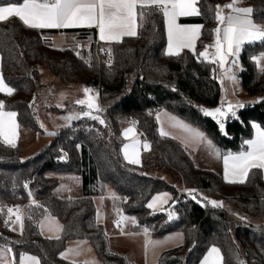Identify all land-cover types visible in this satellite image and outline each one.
<instances>
[{"label": "trees", "instance_id": "obj_1", "mask_svg": "<svg viewBox=\"0 0 264 264\" xmlns=\"http://www.w3.org/2000/svg\"><path fill=\"white\" fill-rule=\"evenodd\" d=\"M231 1L200 0L201 15L187 20L203 25L196 49L178 56L166 52L165 18L156 9L145 10L137 36L111 45H101L95 30L81 29L66 33L67 48H56L51 31L29 28L17 18L0 22L1 74L14 89L10 96L0 93V101L6 111L17 113L21 132L41 130L34 102L44 88L42 66L67 85L99 89V116L104 121L74 120L26 160L20 144L11 147L0 139V245L11 246L16 264L22 254L37 256L41 264H81L62 256L67 242L74 239L89 240L103 264H131L126 255L111 250L104 226L97 221L95 196L101 194L94 193L105 187L114 190L118 212L134 218L132 233L147 228L154 238L183 234L184 243L163 251L159 264H201L212 247L220 249L223 264H264V171L253 168L244 183H228L221 175L198 169L175 140L159 134L155 116L168 110L195 125L223 155L247 151L244 142L253 139V124L264 128V72L252 59L264 53V42L245 44L239 56L241 88L256 101L238 112V120L229 118L224 131L203 112L205 107L219 106L221 85L219 64L199 53L215 37L216 6ZM22 2L0 0V6ZM243 3L253 9L255 23L264 26V0ZM107 52L112 53V63ZM133 121L150 146L140 166L129 164L122 154V125ZM159 168L180 176L182 188L155 176ZM61 175L81 176L88 194L58 197ZM199 190L222 199L225 206H202L189 195ZM163 191L173 193L175 218L148 207ZM13 204L24 206L20 236L13 232L7 212ZM227 205L259 223L242 225ZM48 214L63 226L59 239L44 237L40 231Z\"/></svg>", "mask_w": 264, "mask_h": 264}, {"label": "snow or ice", "instance_id": "obj_2", "mask_svg": "<svg viewBox=\"0 0 264 264\" xmlns=\"http://www.w3.org/2000/svg\"><path fill=\"white\" fill-rule=\"evenodd\" d=\"M200 0H23L22 3H12L7 6H0V22L7 21L11 17H17L23 24L33 29H67V28H97L99 40L105 43L122 42L124 37H132L137 35L138 20L142 22L145 18L146 9H156L161 12L167 24L168 35V51L167 54L180 55L184 48L195 51L196 41L199 39L203 25H183L178 21L181 17H194L201 15L198 7ZM241 0H232L224 6L217 5L215 17L218 26L215 29V43L206 46V50L200 53L205 59L209 58L207 47L215 48V57L211 60L223 67L227 62L228 56H237L245 43H253L256 41L264 42V26L257 25L251 18L253 9L239 7ZM229 10L225 15V10ZM254 62L260 66V70L264 72V53L252 58ZM2 60V57H0ZM237 61L234 59L232 65L235 66ZM225 75L228 79L236 82L235 75L230 70H226ZM91 89L85 88L86 96ZM0 92L12 95L14 89L9 87L0 74ZM78 104L86 105L89 109L95 108L96 111L101 109L96 104L95 99L91 96L86 100L77 101ZM242 103L235 105L228 103L227 110L218 107L214 110L203 109L206 116L217 119L221 131H224V120L230 113L232 118L239 119L236 109L243 108ZM84 115H91L85 112ZM17 113L15 111H5V103L0 101V138L10 145L16 147L18 139L19 124L16 120ZM92 119L99 120L98 116H92ZM159 118V117H158ZM72 119V117H69ZM173 121V127H178L189 135L192 140L212 146V141L208 140L203 132L192 128L189 124L177 120L175 117L170 118ZM100 123H104L100 120ZM135 121L133 127H129L123 133L126 139L135 136ZM256 129V137L247 140V151H241L238 154L228 153L223 157L224 162V178L228 183H244L248 173L253 168L264 169V128L258 124H253ZM226 134V133H225ZM161 135H168L163 128ZM139 141L133 140L130 144H125L123 148L124 158L129 164L138 165L141 163ZM143 148L148 150L150 146L145 143ZM66 155V154H65ZM217 155L219 152L217 151ZM27 187V185H25ZM194 192L195 190H191ZM115 198V194H113ZM171 199L169 194L164 193L157 195L149 208H153L157 203H167ZM193 199H196L193 195ZM206 199V198H205ZM35 204V201H33ZM213 207H221L222 202L215 200L209 201ZM40 207V205H37ZM0 211L3 208L0 207ZM9 219L14 215L15 222L20 224L21 233L23 230V218L21 209H7ZM173 213L169 212L171 217ZM123 220L128 219L122 217ZM121 221H117V226ZM133 222L134 218H133ZM47 225L49 231H62L63 226L58 224L52 217L46 218L40 224L41 230ZM148 232L147 228L144 229ZM59 239V236L56 237ZM149 245L155 246L160 242L149 241ZM10 248H0V264H4L5 257L11 253ZM74 250L69 249V252ZM67 255V254H65ZM10 264H16L15 258H10ZM20 264H40L39 259L35 256H23ZM204 264H223V257L220 249L212 247L205 258Z\"/></svg>", "mask_w": 264, "mask_h": 264}, {"label": "rangeland", "instance_id": "obj_3", "mask_svg": "<svg viewBox=\"0 0 264 264\" xmlns=\"http://www.w3.org/2000/svg\"><path fill=\"white\" fill-rule=\"evenodd\" d=\"M247 7L250 8L249 6ZM52 43H53V46H55L56 48H67L69 46L65 39H63L62 37H58L55 34L52 37ZM235 60L237 61L235 66L232 65V61H231V69L234 70V72L237 71L236 82L234 83L232 80L228 79L227 77L226 79H223V82L221 85V98H220L219 106L205 107L204 109L214 110L218 107H222V110L226 111L227 105H228V103H226L227 100L229 99L231 100L234 96V93H237V92L239 93L240 91L243 92L248 97V99H256V98H252L248 96L242 90L240 81L238 78V73L240 72V69H241L240 60L238 57H236ZM262 64H264V62H262ZM257 67L260 70V66L257 65ZM40 70H41L42 84L44 85V88L42 90L40 97L38 96L39 102L37 103V99H36L34 103L37 109L42 110V112H40L39 119H38L41 130L31 131L28 129H24L21 132L20 128L18 129V139L16 142V146L19 144L21 145V148L23 149V153H24L23 155L24 160L36 155L43 147L50 144L54 138V135L57 132H59L62 128L69 126L74 120L87 119L88 117L99 115V111H96L95 108L89 109L86 105H81L77 103V101L86 100L88 99L89 96H91L95 99L96 104L99 106V99H100L99 94H96L95 96L91 95V93H95L94 89H91L92 91L86 96L84 89L88 87L84 86L83 84L77 83V84L70 86L60 81L56 76L52 75L46 66H42ZM2 94H5V93H2ZM231 104L235 105L234 103H231ZM243 105L245 106L246 104H243ZM66 107H68L67 112L65 115H63L60 112ZM243 108L236 109V112H239ZM85 112H90L91 115L86 116L84 115ZM69 117H72V119H69ZM208 117L213 118L211 116H208ZM230 117L231 115L229 113L227 119L224 120L225 125ZM16 120H17V117H16ZM214 120L217 122V119H214ZM17 123H18V120H17ZM0 139L3 141L2 138ZM159 169L157 171H159ZM147 174H150V173H147ZM154 175L165 179L167 182L171 184H176L174 183L172 178L168 177V172L166 170L163 172H158V173L154 172ZM68 181L69 180L67 176H64L60 184L66 185L68 183H71ZM176 187L179 189L182 188L180 184L176 185ZM63 191L65 192V190H61L60 193L62 194ZM164 193L169 194L171 199H169L167 203H157L151 209L154 212H164L165 214L167 211H170L171 213H173V215L170 218H175L177 214L171 208V205L174 202V201L171 202V200L174 199L172 192L163 191V192L157 193L156 195L152 197L149 203H151L157 195H162ZM189 195L192 198H193V195H195L196 199L194 200L197 201L202 206H207V205L212 206L211 203H209V201H212V200H215L217 202H222L221 207L225 206V203L223 202L222 199L209 197L202 190H199L195 193H189ZM96 205H97L96 218H97V221L102 223L103 226L105 227L104 230H105L106 235L107 236H112L114 234L122 235V238L120 239H115L111 237L109 238L111 240L110 241L111 250H115V251L121 250L125 252L129 260H133L134 258V260L136 261H143L144 259L145 264H159V258L161 255L160 253L166 249L168 250V248H166L160 251L163 248V246L175 245V247H177L184 243V236L180 232L168 234L166 235V237L164 236L162 238H154L149 232L147 233L144 232L143 236H141V238L143 239L142 241L138 240L137 237L132 238L130 236H127L128 234H130L129 227H130L132 218L124 214H120L116 210L114 201L111 198H108L104 203L97 201ZM227 209L231 212V214L235 218L240 220L241 224L244 226L259 223L256 217L237 213L236 211H234L232 206L227 205ZM49 216L54 218L56 221H58V224L61 225L60 221L57 218L49 214L47 215V218ZM122 217H127L128 219L123 220ZM10 220L12 221L13 232L18 236L22 235L20 224L15 222V217H11ZM118 220L121 221L120 225L122 226V231L118 230V226L116 224ZM40 230H41V227H40ZM41 233L44 237L55 239L57 236L59 237L61 236L62 231H55V230L49 231L46 225L44 229L41 230ZM131 236H136V234H131ZM150 240L157 241L160 243L158 245L152 246V245H149L148 243ZM0 248H10V247H0ZM69 249H72L74 251L69 252ZM65 254H67L66 256H68L69 254L72 262L81 263V264H103L101 259L97 256L93 248V245L91 244L89 240L74 239V240L68 241L66 245V249L62 253L63 257H65ZM26 255L35 256L32 254H22L19 258V264H20L21 258ZM12 257H14L13 250L11 251V253H9L5 257L4 264H10V258ZM68 260L70 261V259ZM15 262H16V259H15ZM39 262L41 264L40 259H39Z\"/></svg>", "mask_w": 264, "mask_h": 264}, {"label": "crops", "instance_id": "obj_4", "mask_svg": "<svg viewBox=\"0 0 264 264\" xmlns=\"http://www.w3.org/2000/svg\"><path fill=\"white\" fill-rule=\"evenodd\" d=\"M232 2V1H231ZM230 2V3H231ZM224 6V5H222ZM239 7H245V8H248L244 3H243V0H241V2L238 4ZM229 12V10H225V15H227ZM195 17V16H194ZM12 18H17V17H11L9 19H12ZM193 17H181L179 19V23L180 24H183V25H200V24H197V23H194V22H189L187 21L188 19H191ZM252 18V17H251ZM8 19V20H9ZM18 19V18H17ZM253 20V18H252ZM21 21V20H20ZM254 21V20H253ZM4 22V21H3ZM22 22V21H21ZM255 22V21H254ZM23 23V22H22ZM220 26L218 24V21H217V26L216 28ZM165 27H166V33H167V24H166V21H165ZM33 29V28H32ZM81 29H93L96 31V34H97V41L101 44V45H111L113 43H116V42H112V43H105L103 41H100L99 40V34H98V29L97 28H87V27H80V28H67V29H38V30H42V31H51L53 33H55L56 36L58 37H62L63 39L66 40V33L68 31H71V30H81ZM202 31V29H201ZM137 34H138V27H137ZM201 34V33H200ZM137 36V35H136ZM134 37V36H132ZM126 38V37H124ZM123 38V39H124ZM215 39H216V36L214 37L213 41L211 44H209L208 46H211V45H214L215 43ZM196 44H197V41H196ZM196 44H195V49H196ZM245 44H248V43H245ZM244 44V45H245ZM243 45V46H244ZM242 46V48H243ZM242 48L240 50V52L238 53L237 56H228L227 60L228 62L223 66L221 67L220 66V63L219 61L217 60V63L219 64V71L217 73V80L219 81L220 85H222V82H223V79H226V75H225V72L226 70H230L231 74L235 75L236 77V74H237V71L234 72V70L231 69V61L233 59H235L236 57L239 58L241 52H242ZM184 50H190L188 48H184L181 50L184 51ZM206 50V48L202 51L204 52ZM168 51V35H167V48H166V52ZM192 51V50H190ZM207 51L209 53V58L208 59H205V57L201 56L202 58H204L205 60H208V61H211L214 57H215V48L214 47H207ZM180 52V53H181ZM201 52V53H202ZM200 54V53H199ZM1 57V56H0ZM0 74H1V60H0ZM243 90V89H242ZM252 100V101H251ZM256 99H248V97L243 93V92H237V93H234V96L233 98L230 100H227L226 103H234V104H237V103H242V104H250V103H253L255 102ZM39 102V100L37 99V103ZM36 103V105H37ZM70 103V102H69ZM82 108V107H81ZM37 109V108H36ZM58 109V108H57ZM67 109L68 107H66L65 109H63L60 113H62L63 115L66 114L67 112ZM38 110V118H39V115H40V112H42V110L40 109H37ZM155 116H156V120H157V125H158V132L159 134L161 135V129L163 128V130L168 133V135H162L164 137H169V138H172L173 140H175L184 150L185 152L189 155V157L192 159L194 165L198 168V169H201V170H207V171H212L218 175H221L224 177V162H223V157L225 155L222 154L219 146L203 131L201 130L200 128L196 127L195 125L179 118L178 116H176L175 114H173L172 112L168 111V110H161L157 113H155ZM159 117V118H158ZM171 117H175L177 120H180V121H183L184 123L186 124H189L192 128H195V129H198L200 132H203L205 134V136L207 137L208 140H211L212 141V146H209L206 142L204 143H201V142H197L195 140H192L189 135L187 133H185L183 130H181L180 128L178 127H173V121L170 119ZM129 127H133V124L131 123H124L122 125V129H121V137L123 139V146H122V154L124 156V153H123V148H124V145L125 144H130L133 142V140H138L140 143H139V147H140V159H141V163L138 164V166L142 165L143 163V154H148L149 153V149L148 150H145L143 148V144L147 143L145 139H142L141 138V133L139 132L137 126L134 125V128H135V136L132 137L131 139H126L123 135L124 131L126 129H128ZM254 130V137L253 139H255L256 137V129L253 128ZM149 145V144H148ZM217 151L219 152V155H217ZM134 165V164H133ZM166 169L164 168H161L159 169V171H155L156 173L158 172H163L165 171ZM264 171V169H262ZM168 172V171H167ZM249 174V173H248ZM64 176H67L68 178V182H71V183H68V184H64V185H59L58 187V190H57V196L60 197V198H82L84 196H86L88 194L87 192V189L84 188V185H83V179L81 178V176H76V175H61L59 176V179H60V182L61 180H63V177ZM168 177L172 178L174 183H176L175 185H182L181 184V178L180 176H178L177 174H174V173H170L168 172ZM248 177V176H247ZM246 177V179H247ZM62 178V179H61ZM245 179V181H246ZM227 182V181H226ZM65 186V187H64ZM179 189V188H177ZM61 190H65V192L63 191V193L61 194L60 191ZM109 192V193H108ZM94 194H101V195H97L95 196V202L99 201L101 203H104L108 198H111L112 200L114 199L113 198V194H115L114 190L111 188V187H105L104 191L103 192H99V193H94ZM114 201V200H113ZM174 201L171 200V202ZM174 203V202H173ZM173 206H175V204H173ZM115 204V202H114ZM171 205V206H172ZM115 207H116V204H115ZM117 210V209H116ZM118 211V210H117ZM47 218V215L42 219L41 223ZM40 223V224H41ZM116 223V222H115ZM133 218H132V221L130 223V227H129V230L131 228V225L133 224ZM117 224V223H116ZM105 228V227H104ZM118 230L119 231H122V226L119 225L118 226ZM41 231V230H40ZM105 231V230H104ZM143 233H132L131 230H130V234H128L127 236H130L132 238H135L137 237L138 240L142 241L143 239L141 238V236H143ZM178 233V232H177ZM181 233V232H180ZM131 234H136V236H131ZM115 238V239H120L122 238V235H119V234H114L112 236H108V238ZM166 237V236H165ZM48 238V237H47ZM111 240L109 239V242ZM0 247H10V245H0ZM173 248L175 247V245H165L163 246V248L160 250L162 251L163 249H170V248ZM12 249V248H11ZM167 250V249H166ZM114 252H117V253H122L124 255H126L127 259H128V256L125 252L121 251V250H113ZM165 251V250H164ZM221 252V251H220ZM162 253V252H161ZM160 253V254H161ZM222 255V253H221ZM63 256V255H62ZM207 257V256H206ZM205 257V258H206ZM223 257V255H222ZM63 258H67L66 260L70 259L71 261V257L69 256H66L63 257ZM205 258L203 259V261L201 262V264H204V261H205ZM137 259V258H135ZM129 260V259H128ZM129 262L131 264H145L144 262V259L143 261H136L134 260H129Z\"/></svg>", "mask_w": 264, "mask_h": 264}, {"label": "built area", "instance_id": "obj_5", "mask_svg": "<svg viewBox=\"0 0 264 264\" xmlns=\"http://www.w3.org/2000/svg\"><path fill=\"white\" fill-rule=\"evenodd\" d=\"M105 55L108 57V62L109 63H112V53L111 52H107V53H105ZM95 90V93H91V95H93V96H95L96 94H99V96H100V90L99 89H94ZM237 116L239 117V113L237 112ZM92 117V116H91ZM91 117H88L87 118V120L88 121H90V122H93V121H100V120H102L101 118H100V116L98 115V117L100 118L99 120H97V119H92ZM231 118V121H236V120H238V119H235V118H232V117H230ZM64 158H67V155H64ZM185 192H187V190H185ZM8 208H12V209H16V208H19V209H21V215H22V218H23V214H24V206L23 205H19V204H13V205H11V206H9ZM169 212L170 211H167L166 212V215H169ZM12 217H15L14 215L12 216Z\"/></svg>", "mask_w": 264, "mask_h": 264}]
</instances>
